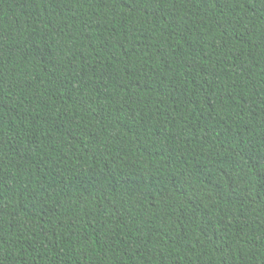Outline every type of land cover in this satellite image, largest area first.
I'll return each instance as SVG.
<instances>
[{"label": "trees", "instance_id": "trees-1", "mask_svg": "<svg viewBox=\"0 0 264 264\" xmlns=\"http://www.w3.org/2000/svg\"><path fill=\"white\" fill-rule=\"evenodd\" d=\"M0 264H264V0H0Z\"/></svg>", "mask_w": 264, "mask_h": 264}]
</instances>
